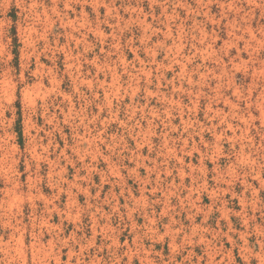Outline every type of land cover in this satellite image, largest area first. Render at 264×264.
Returning a JSON list of instances; mask_svg holds the SVG:
<instances>
[{"label":"rangeland","instance_id":"374dc122","mask_svg":"<svg viewBox=\"0 0 264 264\" xmlns=\"http://www.w3.org/2000/svg\"><path fill=\"white\" fill-rule=\"evenodd\" d=\"M0 264H264V0H0Z\"/></svg>","mask_w":264,"mask_h":264},{"label":"bare ground","instance_id":"6f19581e","mask_svg":"<svg viewBox=\"0 0 264 264\" xmlns=\"http://www.w3.org/2000/svg\"><path fill=\"white\" fill-rule=\"evenodd\" d=\"M184 66V65H183ZM2 203V202H1Z\"/></svg>","mask_w":264,"mask_h":264}]
</instances>
